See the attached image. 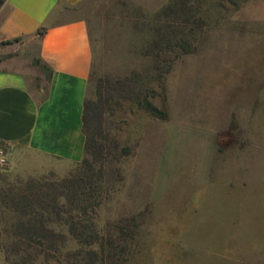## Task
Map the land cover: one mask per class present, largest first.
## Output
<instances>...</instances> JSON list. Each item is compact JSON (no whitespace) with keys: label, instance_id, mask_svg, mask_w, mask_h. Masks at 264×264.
<instances>
[{"label":"rangeland","instance_id":"1","mask_svg":"<svg viewBox=\"0 0 264 264\" xmlns=\"http://www.w3.org/2000/svg\"><path fill=\"white\" fill-rule=\"evenodd\" d=\"M179 1L83 0L54 14L86 16V100L110 107L90 118L84 155L104 177L94 222L105 260L96 264H264V42L241 27L247 20L232 19L244 4L243 13L264 19V0H211L225 8L194 13L207 20L186 35L188 52L181 27L150 25L156 15L164 23L168 4L175 25ZM16 41L0 44V63L41 98L49 70L36 58L38 40ZM145 101L164 116L150 114ZM0 151L8 181L56 182L80 168L81 160L19 146ZM50 226L63 234L64 251L78 248L65 224ZM30 264L59 263L39 254Z\"/></svg>","mask_w":264,"mask_h":264},{"label":"crops","instance_id":"2","mask_svg":"<svg viewBox=\"0 0 264 264\" xmlns=\"http://www.w3.org/2000/svg\"><path fill=\"white\" fill-rule=\"evenodd\" d=\"M81 1L5 0L0 5V44L16 37H20L17 44L36 37V58L49 70L45 94L38 98L24 85L19 70L0 63L1 146H19L70 162L83 159L82 117L92 66L91 39L86 16L54 17ZM243 6L232 19L247 20L241 27L251 38L264 42V19L246 15Z\"/></svg>","mask_w":264,"mask_h":264},{"label":"trees","instance_id":"3","mask_svg":"<svg viewBox=\"0 0 264 264\" xmlns=\"http://www.w3.org/2000/svg\"><path fill=\"white\" fill-rule=\"evenodd\" d=\"M4 1L0 0V5ZM227 1L233 7L240 4L235 0ZM178 4L179 7L176 9L178 22L175 25L174 19H168L172 14L170 4L161 10L164 23L160 22V15H156L153 17L154 20H150L152 21L150 25L170 29L181 27L182 37L179 41L183 44L182 50L188 52L190 42L186 39V35H192V26L205 25L207 20V17L203 16L194 17V13L204 15L213 6L225 7L221 1L211 0H180ZM160 38L169 42L165 34H161ZM109 108H105L102 104L91 105L85 98L82 117L86 137L85 152L93 141L90 118L91 120L98 116L101 118L102 114H107ZM144 108L153 116H164V112L150 101L144 102ZM103 183L101 169H94L92 163L84 157L77 172L56 182L33 178L25 182L8 181L5 177H1L0 250L5 253V264H30L39 254L59 264L104 262L103 236L97 231L94 222L96 210L103 198ZM54 222L67 226L68 232L78 243L77 249L63 250L65 238L62 233L50 226ZM95 244L100 246V251L94 247Z\"/></svg>","mask_w":264,"mask_h":264},{"label":"built area","instance_id":"4","mask_svg":"<svg viewBox=\"0 0 264 264\" xmlns=\"http://www.w3.org/2000/svg\"><path fill=\"white\" fill-rule=\"evenodd\" d=\"M6 161L7 159L5 154L2 151H0V166H3L6 163Z\"/></svg>","mask_w":264,"mask_h":264}]
</instances>
